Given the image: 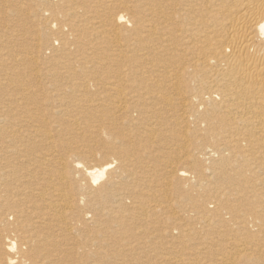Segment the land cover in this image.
I'll return each instance as SVG.
<instances>
[{
	"label": "bare ground",
	"instance_id": "bare-ground-1",
	"mask_svg": "<svg viewBox=\"0 0 264 264\" xmlns=\"http://www.w3.org/2000/svg\"><path fill=\"white\" fill-rule=\"evenodd\" d=\"M7 1L0 264H264V0Z\"/></svg>",
	"mask_w": 264,
	"mask_h": 264
},
{
	"label": "rangeland",
	"instance_id": "rangeland-1",
	"mask_svg": "<svg viewBox=\"0 0 264 264\" xmlns=\"http://www.w3.org/2000/svg\"><path fill=\"white\" fill-rule=\"evenodd\" d=\"M5 1H7V0H5ZM12 1L10 0V2H12L14 4H16V2H17L16 0H12ZM7 4H9V2ZM22 4H23L25 9H28V8H31L32 6H34V0H23ZM6 7H7L8 12H9V9L10 10L13 9V6H11V7L6 6ZM116 11L117 10H115V12ZM25 12H24V15H25ZM12 18H14V17L8 18L7 21H5V22H0V31L3 34V33H5V30H6V34H8V35L11 34L10 39L14 40L18 43V45L20 46L19 49L16 48L17 49V50L15 49L16 51H14L12 49L10 53H17L19 56L20 55L19 53H21V54L25 53V51L28 49V47L30 45V40L32 38H36L38 36V34L42 30L41 29L42 26L39 23V21L36 20V18L30 17L29 18L30 20H29V19H27L28 18L27 17L26 19H22V14H19V16L14 18V19H12ZM63 25L64 24L62 23V26ZM21 29H22V31H21ZM13 33H14V35H13ZM18 39L21 40L22 43H20L21 41H19ZM60 46H61V41L59 39L53 38L46 45L45 51L48 54L50 52L51 48H59ZM0 47H1V45H0ZM0 49H2V48H0Z\"/></svg>",
	"mask_w": 264,
	"mask_h": 264
}]
</instances>
